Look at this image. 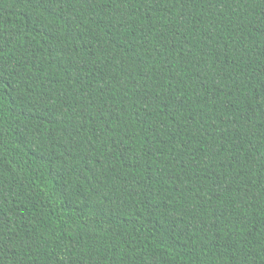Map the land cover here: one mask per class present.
<instances>
[{"label": "trees", "instance_id": "16d2710c", "mask_svg": "<svg viewBox=\"0 0 264 264\" xmlns=\"http://www.w3.org/2000/svg\"><path fill=\"white\" fill-rule=\"evenodd\" d=\"M0 264H264V0H0Z\"/></svg>", "mask_w": 264, "mask_h": 264}]
</instances>
